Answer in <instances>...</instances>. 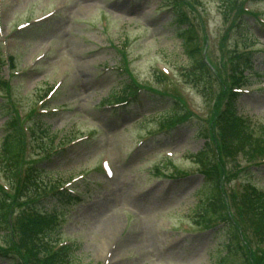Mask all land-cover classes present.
I'll list each match as a JSON object with an SVG mask.
<instances>
[{"label": "rangeland", "instance_id": "obj_1", "mask_svg": "<svg viewBox=\"0 0 264 264\" xmlns=\"http://www.w3.org/2000/svg\"><path fill=\"white\" fill-rule=\"evenodd\" d=\"M180 1L195 25V46L214 67L196 69V80L188 73L195 68L191 57L165 25V0H0V80H8L9 88L0 84V144L9 115L19 107L26 122L30 113L24 165L42 169L40 182L47 187L66 186L78 196L47 205L61 219L52 223L57 228L45 227L58 243L75 245L72 264H218L221 239L214 229L200 232L208 215L199 218L202 210H195L206 179L192 155L205 142L211 154H219L214 162L230 215L239 218L252 243L245 251L264 262V243L239 207L248 183L264 192V156L224 148L220 133L230 124L215 121L228 104L246 126L229 144L234 148L243 138L254 140L255 148L264 144V52L258 51L264 50V27L251 15L264 23V0ZM251 49V64H245L248 56L239 60L253 72L236 101L228 93L231 69L236 56ZM130 82L137 86L138 105L104 106ZM155 92L180 94L195 117L165 134L159 118L164 115L155 112L172 106ZM37 110L44 116L35 124ZM58 138L67 152L43 158L59 148ZM5 161L0 154V181L16 192L19 178H4ZM174 168L183 173L174 175ZM18 201L9 202L12 230V220L24 211Z\"/></svg>", "mask_w": 264, "mask_h": 264}, {"label": "trees", "instance_id": "obj_2", "mask_svg": "<svg viewBox=\"0 0 264 264\" xmlns=\"http://www.w3.org/2000/svg\"><path fill=\"white\" fill-rule=\"evenodd\" d=\"M233 0H230L229 2H232ZM175 2V4H173ZM165 4H170V17L171 20L169 21V25L172 28L173 35L177 36L179 39H181L180 44L184 48V52L189 54L191 57V64L195 67H192V70L190 71V76H194V80L197 79L198 74L200 72L204 71V68L207 69L206 64L203 59H198L195 57L198 52V48L196 49V46L194 44V38L192 36V32L194 31V25L191 24V18L190 16L184 11L181 3L179 0H165ZM228 10L233 7L232 4H228ZM196 69L200 72H197ZM167 92V90H165ZM134 92V86L126 85L123 87L122 91V96H117L116 94H112L110 97L111 98H120V99H128V97H132ZM177 93L173 95H166V93L159 92V100L160 101H165L168 106H172L168 110H165L164 115H166V123L173 122H179L181 117H183V114L181 112V109L178 108V102L177 100H174V98L178 99ZM171 97V98H168ZM171 100V101H169ZM127 101V100H126ZM128 104H132L131 101L128 102ZM174 106V107H173ZM225 122L227 121L228 124H230V127L235 130L238 133H242V130H238V126L236 123H239V119L237 116L232 117L231 119H223ZM232 123V124H231ZM229 126H227V131L223 132V137L228 139V136L231 137L233 134L231 132ZM237 137L239 135H236ZM249 144L252 145L253 141H249ZM258 147H251L252 153L256 154L260 151V149L263 148L262 145L258 144ZM1 150L0 154L2 156V159H5L6 161L9 162L8 170H10V180L14 181V178L17 174V169H18V159L22 156L23 151H24V139L22 138V134L18 127L13 126L12 130L6 134L4 137V141L1 145ZM260 146L262 148H260ZM230 152L232 150H229ZM264 151V148H263ZM200 160L203 161H212L216 159L215 153L211 154V146L208 142L205 143L204 149L196 155ZM16 192H13V194L8 195L6 191H4L0 187V231H4L6 229V226L10 223L8 221V217L12 215V209L10 210L11 205L9 202L11 199H19L20 196L25 195L27 199L30 200V204L34 206V208H31L34 210V216H37L41 219V223L45 224L46 219L41 215V214H46L50 215L51 211L49 209L44 208V202L48 200L49 198H46V195L48 193L47 189L44 187H40L37 183L36 180L32 181V185L26 184L25 187H22L20 183L18 182L16 184ZM45 193L44 197L42 194L38 197L37 195L39 193ZM24 194V195H23ZM258 192L256 190H253L252 193L250 194L251 196L257 195ZM58 196L62 195L64 198V192L63 191H55L50 193V196ZM43 197L42 200H39L38 198ZM221 190L219 188V182H211L209 185L206 187V191H203L201 194V201L200 204L198 205V209H202V215H208L206 218H212V217H217V216H222L223 211L221 210ZM49 203V202H47ZM7 204V205H6ZM9 205V208L7 207ZM6 205V206H5ZM37 208H40V213L35 211ZM9 210V212H8ZM253 214H252V213ZM250 215H254V222L253 225L256 227V232L258 233L259 236L264 237V205H262L260 208L253 209L251 210ZM20 218V216H19ZM30 220V218H27ZM19 220V219H18ZM19 223L20 220L18 221ZM37 221H31L29 222V225L31 226L28 231H26L24 235V239L22 240L23 242V247L26 250V253H21L19 254L13 252H9L6 249L0 247V259L5 261L7 264H47L42 260L37 259L35 254L31 251L28 250L27 244L28 240L32 239L35 237L36 233L40 231L37 228ZM237 225V224H236ZM43 232V230H42ZM41 232V233H42ZM7 233V232H6ZM4 233L3 235L5 236V242L8 247L12 246L10 244V238L7 236V234ZM219 237L222 239L221 244H220V249L218 251L219 254H222L223 252L225 253L224 256L219 257V263L218 264H247V259L245 258V253L243 252V247L245 243V237L243 231L238 227L235 226V224H226L222 231L219 234ZM14 248V246H13ZM12 248V249H13ZM72 253V252H71ZM70 252H67L64 254L63 261L65 263L69 262V257L71 255ZM260 262V261H258Z\"/></svg>", "mask_w": 264, "mask_h": 264}, {"label": "bare ground", "instance_id": "obj_3", "mask_svg": "<svg viewBox=\"0 0 264 264\" xmlns=\"http://www.w3.org/2000/svg\"><path fill=\"white\" fill-rule=\"evenodd\" d=\"M105 254H106V253H105ZM105 254H104V255H105Z\"/></svg>", "mask_w": 264, "mask_h": 264}]
</instances>
